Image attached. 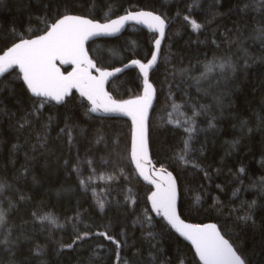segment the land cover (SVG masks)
I'll list each match as a JSON object with an SVG mask.
<instances>
[{"label":"trees","instance_id":"16d2710c","mask_svg":"<svg viewBox=\"0 0 264 264\" xmlns=\"http://www.w3.org/2000/svg\"><path fill=\"white\" fill-rule=\"evenodd\" d=\"M73 2L70 14L90 13L99 22L137 10L152 11L166 20L168 31L160 59L149 78L156 88L149 128L152 159L175 175L184 220L215 223L234 247H240L238 253L246 264H264V124L258 119L264 117V41L255 39L254 32L260 14L255 10L242 13L241 0H222L221 5L215 0ZM62 3L4 0L0 4V54L12 41H20L17 36L29 39L44 34ZM193 21L202 27L193 28ZM245 23L247 29L237 38L236 27ZM12 25L16 35L9 31ZM155 39L157 34L132 25L120 35L94 38L87 50L98 67L114 69L132 59L146 62L154 53ZM213 57H231L238 69L232 80L226 81L218 67L201 78ZM245 63L249 67L241 71ZM142 84L138 69L130 68L114 76L108 91L114 99H132L141 94ZM0 89V101L14 114L11 120L0 116V176L13 185L12 190L5 189L3 207L13 235L22 237L17 259L28 257L33 264H123L125 259L130 264H201L193 248L151 210L148 197L153 187L141 180L131 162L129 121L95 117L73 93L71 103L49 102L42 109L45 120L34 130L17 132V121L40 99L27 90L18 69L1 79ZM214 97L221 99L224 107H218ZM200 105L208 106L209 111L194 118L195 130L185 150L189 135L185 129L193 121V106L199 111ZM65 114L71 116L66 129L71 145H66V137L58 143L55 139L63 136L58 129L65 127ZM48 116L55 118L48 128L55 155L38 152L36 159H26V153L33 156L26 141L37 142ZM242 121L247 123L242 125ZM210 122L215 128L208 127ZM13 143L22 147L14 156ZM59 156L75 165L76 171L65 170L62 161L58 164ZM24 166L28 174L17 179ZM20 195L25 199L20 200ZM43 215L55 219L56 224L41 222ZM85 233L89 238L67 247ZM103 233L120 241L121 247ZM37 246L41 255L29 256L28 250Z\"/></svg>","mask_w":264,"mask_h":264},{"label":"snow or ice","instance_id":"6c2138e0","mask_svg":"<svg viewBox=\"0 0 264 264\" xmlns=\"http://www.w3.org/2000/svg\"><path fill=\"white\" fill-rule=\"evenodd\" d=\"M4 0H0L3 4ZM91 2V0H90ZM243 7L241 12L247 10H255L260 14L262 19L258 21L257 27L254 29L256 33L255 39L264 41V27L259 26L264 24V0H241ZM217 5L222 4V0H215ZM73 0H63L62 6H58L55 13L50 17L51 24H46L44 35H39L36 39H23L22 36L16 38L20 42L12 41V46L7 48V51L0 56V73L6 72L7 69L18 67L19 73L22 74V83L26 85L27 90H30L34 97L41 98L38 101H33L30 108L25 111V115L17 121V132H28L34 130L37 124H41L45 120L42 109L50 102L55 101L58 104L71 103L72 90H79L80 96L91 102L90 111L93 113H123L125 116L131 118L132 132H131V159L135 163V168L139 171V175L149 184L154 186L148 199L151 202V210L158 216L163 218L175 229L181 236L190 241L195 247V254H198L199 261L203 264H246V259L242 258V253L238 254L240 247H234V242L230 243L229 239L225 238L226 234L221 233V228L216 224H190L186 223L182 218V211L180 206V189L176 179L171 172H168L163 166L157 170L150 158L149 149V127H148V114L149 109L153 105V99L156 94V88L153 83L149 82L150 70L154 69L157 61L156 55H150V59L145 58L146 62L141 59H132L130 64H125L123 68L115 67L114 71L103 70L98 67L88 55L86 50V42L89 38L100 35H112L121 31L128 21H134L138 24H145L154 32L158 33L159 37L163 38L165 35L166 20L161 18L160 15H154L152 11H135L126 15L120 16L119 19H112L108 23L99 22L90 13L86 14H70L74 10ZM47 8V5H45ZM216 14H213L215 16ZM91 16V18H89ZM47 19V18H46ZM187 19V17H185ZM15 25H12L9 31L15 34ZM192 27L200 29L201 24L193 21ZM247 29V24L238 25L235 29L237 38ZM76 38L82 43V52L79 48L72 46L69 47L70 41ZM161 39L154 40V48L159 51L161 47ZM235 42V41H233ZM3 51V49H0ZM69 65L74 66L71 71L65 73L61 70V66ZM128 67H135L141 74L143 80L142 92L140 95L132 99L117 100L114 99L106 90V80L117 73H122ZM206 73L202 74L201 78H205L208 72H212L214 67L221 70L220 75L226 80H232L236 75L238 69L237 65L232 62L231 57H213L205 66ZM249 66L247 63L240 69L245 71ZM75 70V71H73ZM229 70L231 75H229ZM187 71V70H185ZM93 72L97 73L96 75ZM71 77V78H70ZM199 83L200 78H196ZM233 83H237L233 80ZM2 91V89H0ZM207 95L208 93L205 92ZM214 102L218 107H224L222 100L214 97ZM261 109L264 110V99L261 102ZM208 106L200 105V110L197 111L193 106V121L185 129L189 134L188 138L184 141L185 150L188 149L189 141L192 139L191 133L195 130L194 118L199 116L201 112L207 113ZM12 115L3 106L0 101V116H8L11 120ZM260 122L264 124V117H258ZM55 118L52 116L46 117L45 123L42 124L44 129L43 135L37 136V142L32 144L26 141L33 153L29 157L25 154L26 159H36V153L42 155L52 156L55 155L50 137L48 135V128L53 124ZM71 116L65 114V127L59 128L58 135L55 139L58 143L60 139L66 137V145L73 143L69 129L68 121ZM215 120V117H212ZM247 122L242 121V125ZM9 127H12L10 124ZM209 128H215L214 123H209ZM252 129H249L251 132ZM99 142V141H98ZM233 147L237 143L232 142ZM18 150H22L19 144L13 143L11 145V153L14 156ZM181 159H184L182 156ZM62 161V167L69 172H75L76 166L69 163V160L63 156L57 157V163ZM14 164V160L10 161ZM3 171V169H0ZM243 168L240 172H243ZM29 172L27 166H24L23 171L20 172L17 179L25 177ZM91 179V177H89ZM33 177V183H36ZM81 186L84 181H80ZM12 190L13 185L8 183L7 179L0 176V264H33V261L28 257L17 259V253L21 251L19 241L22 239L20 236H14V229L9 227V221L6 220L7 211L3 207V200L5 199V189ZM25 197L20 195V200ZM103 208V203L99 204ZM13 207L12 202L8 201V208ZM34 220L36 219L33 214ZM41 222L47 220L49 223L56 224L55 219L49 215L39 217ZM244 219H250L245 217ZM108 240L113 241L117 248L121 247V242L116 241L114 237L103 233ZM153 236V233H149ZM89 238V235H77L76 241L73 244L67 245L72 248L73 245L80 240ZM27 239V237H23ZM126 245L127 242L124 241ZM152 247H155L153 245ZM29 256H40L42 250L39 246L35 250L29 249ZM7 261L5 262V258ZM123 264H130L126 259ZM131 264H137L132 261Z\"/></svg>","mask_w":264,"mask_h":264},{"label":"water","instance_id":"95a60500","mask_svg":"<svg viewBox=\"0 0 264 264\" xmlns=\"http://www.w3.org/2000/svg\"><path fill=\"white\" fill-rule=\"evenodd\" d=\"M143 11H146V10H143ZM129 14V13H128ZM154 15H157L156 13H153ZM126 15V14H125ZM120 17H117V18H114V19H119ZM162 18V17H161ZM111 21V20H110ZM110 21H108V22H110ZM108 22H101V23H108ZM138 24V23H136V22H134V21H128L125 25H124V27L121 29V31L120 32H118V33H115V34H112V35H100V36H94V37H91V38H89V40L86 42V45H85V47H86V50H87V46H88V43L89 42H91L94 38H96V37H106V36H116V35H120L121 33H123L125 30H126V28H127V26L129 25V24ZM139 26H141L142 28H144L145 30H147V31H149V32H151V33H155V34H157V38H159V39H161V47H160V49H159V51H157V50H155V48H154V53H153V55H156L157 56V61H156V64L154 65V69L156 68V66H157V64H158V62H159V59H160V54H161V50H162V47H163V43H164V40H165V38H166V35H167V31H168V23L166 22V27H165V35H164V37L163 38H161V37H159V35H158V33H156V32H154L151 28H149L147 25H145V24H138ZM44 34H46V33H44ZM44 34H42V35H44ZM38 36H36V37H33V38H29V39H36ZM20 42V41H19ZM72 46H75V47H77V48H79L80 49V51L82 52V43L81 42H79V40L78 39H76V38H73L71 41H70V44H69V47H72ZM88 51V50H87ZM4 53H2V54H0V56H2ZM88 55H89V53H88ZM89 58L91 59V57H90V55H89ZM92 60V59H91ZM93 61V60H92ZM94 62V61H93ZM95 63V62H94ZM96 64V63H95ZM128 64H130V62L128 63ZM68 67H74V66H69V65H63V66H61V70L63 71V68H68ZM124 67V66H123ZM123 67H121V68H123ZM130 68H135V67H128L126 70H128V69H130ZM14 69H18V71H19V68L18 67H12V68H9V69H7V71L6 72H3V73H0V81H1V79L6 75V74H8L9 72H11V71H13ZM137 69V68H136ZM153 69V70H154ZM72 70V69H71ZM103 70H108V71H114V69H103ZM125 70V71H126ZM153 70H150V75H151V73L153 72ZM73 71H75V70H73ZM139 71V70H138ZM124 72V71H123ZM93 74L94 75H96L97 73H95V72H93ZM118 74H120V73H117V74H115L114 76H116V75H118ZM114 76H111V77H109L107 80H106V82H105V90L109 93V91H108V85H109V83H110V81L114 78ZM21 77H22V74H21ZM150 77V76H149ZM71 78V77H70ZM29 92H30V90H29ZM31 93V92H30ZM73 93H77L78 94V96L80 97V99L82 100V101H84L87 105H88V107H89V109H91V107H92V105H91V102L90 101H87V99L86 98H84V97H82V96H80V93H79V90H77V89H73L72 90V93H71V96L73 95ZM110 94V93H109ZM32 95V94H31ZM33 96V95H32ZM34 97V96H33ZM35 98H38V97H35ZM39 99H41V98H39ZM50 102H52V103H55V104H57V105H63V104H58V103H56L55 101H50ZM155 104H156V94H155V96H154V99H153V105H152V107L149 109V114H148V127L150 128V120H151V116H152V112H153V110H154V107H155ZM91 112V111H90ZM91 114L93 115V116H95V117H99V118H106V119H125V120H127V121H129L131 124H132V122H131V118L130 117H128V116H125L123 113H104V112H97V113H93V112H91ZM149 149H150V142H149ZM130 157H131V152H130ZM150 158L152 159V156H151V151H150ZM152 161H153V159H152ZM131 162H132V165H133V167H134V169H135V171L137 172V174H138V176L141 178V180L143 181V182H145V183H147V184H149V182L148 181H146V180H144L143 179V177H141L140 175H139V171L135 168V163H134V161L131 159ZM153 164L157 167V170H159L160 169V167H158L155 163H154V161H153ZM164 169H166L168 172H171L170 170H168L167 168H164ZM172 173V172H171ZM172 175H173V177L176 179V177H175V175L172 173ZM176 181H177V179H176ZM177 184H178V181H177ZM149 185H151V184H149ZM152 186V185H151ZM178 187H179V185H178ZM153 190H154V186H153ZM149 202H150V200H149ZM150 205H151V202H150ZM153 213L155 214V212L153 211ZM156 216H158L157 214H155ZM158 217H160V216H158ZM182 218V217H181ZM183 219V218H182ZM184 220V219H183ZM165 221V220H164ZM186 223H190V222H188V221H186V220H184ZM166 222V221H165ZM166 224H167V222H166ZM190 224H194V223H190ZM206 224H215V223H205V224H201V225H206ZM169 227H170V229H172V231L181 239V240H183L184 242H186L188 245H190L192 248H193V250H194V252H195V247H194V245H192L191 244V242L190 241H188V240H186V238H184L183 236H181L178 232H176L175 231V229L174 228H172L170 225H168ZM222 233V232H221ZM226 238V237H225ZM227 239V238H226ZM231 243V242H230ZM239 254V253H238ZM196 256L198 257V254H196ZM198 259H199V257H198ZM200 263L201 264H203V262L202 261H200Z\"/></svg>","mask_w":264,"mask_h":264},{"label":"bare ground","instance_id":"6f19581e","mask_svg":"<svg viewBox=\"0 0 264 264\" xmlns=\"http://www.w3.org/2000/svg\"><path fill=\"white\" fill-rule=\"evenodd\" d=\"M153 13H154V12H153ZM157 15H158V14H157ZM162 18H163V17H162ZM163 19H164V18H163ZM132 25H135V26H138V27L142 28V27H141V26H139L138 24H132V23H131V24H129L128 26H132ZM128 26H127V27H128ZM126 29H127V28H126ZM142 29H144V28H142ZM66 69H67V68H66ZM149 78H150V77H149ZM152 113H153V112H152ZM172 173H173V172H172ZM152 187H153V186H152Z\"/></svg>","mask_w":264,"mask_h":264}]
</instances>
